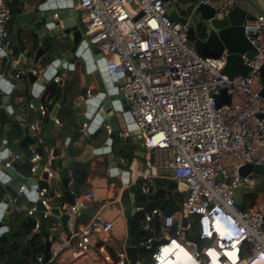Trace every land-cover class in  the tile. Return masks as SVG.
Here are the masks:
<instances>
[{
    "label": "built area",
    "instance_id": "obj_1",
    "mask_svg": "<svg viewBox=\"0 0 264 264\" xmlns=\"http://www.w3.org/2000/svg\"><path fill=\"white\" fill-rule=\"evenodd\" d=\"M238 1L204 0L217 17L227 14ZM173 3V0H73L82 26L83 42L96 46L105 56L106 76H123L119 92L129 104L131 126L143 137L145 166L131 169L127 176V185L134 187L135 198L142 196L138 206L143 208L148 204L152 179L160 177L157 169L186 192L179 209L166 214L155 208L144 212L135 225L143 228L145 235L149 234L143 238L146 249H150L154 239L161 240L148 257L149 264H160L157 255L161 248L176 239H181L194 264H240L241 260L242 264H264V202L254 201L239 208L232 191V187L241 183L254 187L260 179L254 172L241 176L240 167L264 164V95L260 94L263 83L259 72L264 64V16L258 15L254 21L244 24L245 35L254 47L252 57L245 58L250 67L249 75L228 77L222 73L224 53L217 58H202L188 39L190 28H195L199 22L196 1L181 4L175 12ZM188 9L189 13H182ZM172 12L182 20L172 19ZM53 17L58 19V14ZM10 20L7 0H0L1 58L11 54L8 48ZM29 68L33 74H38L33 59ZM80 72L86 73L85 69ZM25 75L22 69L15 76ZM222 89L230 100L217 107L216 98ZM91 95L88 89L78 104L86 103ZM37 110L43 117L47 104H39ZM83 127H87L86 123ZM29 130L31 135H38L35 122ZM106 130L109 134L110 128ZM119 135L128 136L129 131L124 130ZM30 146L31 174L40 167L47 173L48 181L53 179L50 158ZM157 151L164 153V159L155 171L153 158ZM19 159L17 155L8 154L4 165L14 169L13 162ZM23 187L18 194H22ZM107 190L105 185H94L87 196L93 198L94 193ZM47 192V188H41L34 193L35 199L45 208L44 220L53 216L49 211L51 198L59 196L55 192L47 196ZM258 196L264 199V190ZM33 203L28 215L36 212L35 201ZM104 204L113 207L114 218L105 219L103 213L97 212L90 223L80 224L76 222L80 201L75 197L73 204L63 202L61 210L67 216L69 233L64 232V238L51 242L46 261L41 254L32 264H55L57 260L60 264H73L79 259L82 260L80 264H129L124 249L117 251L118 260L114 262L104 248L114 237L115 228H120V240L127 236L119 199H104ZM207 213L226 216L233 231L225 230L228 235L220 234L210 223L205 226L198 223V237L206 239V243L199 246L188 240L187 234L192 230L193 218L201 215L203 220ZM40 225L36 218V231ZM98 242L101 245L97 246ZM234 247H237L239 259L236 263L227 256ZM146 260L142 252L134 264H145Z\"/></svg>",
    "mask_w": 264,
    "mask_h": 264
},
{
    "label": "crops",
    "instance_id": "obj_2",
    "mask_svg": "<svg viewBox=\"0 0 264 264\" xmlns=\"http://www.w3.org/2000/svg\"><path fill=\"white\" fill-rule=\"evenodd\" d=\"M18 1L20 2L19 6L17 9L12 10L11 20L8 24L10 36L9 42L12 45L10 50L17 51L18 55L15 57H13V55L10 56L7 59L8 61L5 66L2 64V58L0 57V80H5V83H0V166H5L4 164L7 161L8 154H10L9 151V153H5L6 150L23 137L25 134V128H29L34 122L38 126L40 124V119L42 124L40 128L38 127V131L35 134H38L40 138L42 151L48 153L49 158H52L51 154L54 148L45 138V129L49 122L48 108L50 104L58 103L60 106L56 111L57 122H55V127L52 129L56 138V146L60 151L57 160L63 157V152L65 150L71 151L72 155L79 153L81 149L77 148V143L81 138L88 139L92 148H103V151L100 150L101 152H97V154H95V159L91 160L88 166L81 165L84 169V177L81 182L75 180L73 176L74 168H71L70 170L68 169L67 171V173L71 175V181L69 184L70 187L74 182H77V187L72 190V192L76 194V200L80 201L82 207L88 211V213L78 214L77 217L79 218V223H90L93 214L97 212L103 213L105 219H112L115 216L113 207L108 204L102 205L103 200L109 198H119V193L123 186L122 180L127 177L125 172H129L131 169L144 168L145 161L143 154L140 150L134 148L133 142L136 140L131 123L128 125L123 123L119 113H116L117 119L119 122L121 121V124L123 123L122 127L129 131V135L120 136L119 133L124 132V130L120 128L117 133V142H114L113 139L110 149L108 148L111 141H109L106 146V149L109 150L108 152L105 151V147L101 143L103 139L105 140L109 136V134H107L106 126L94 128L91 125V121L83 122L84 120L82 121V116L83 114H86V104L98 98L102 93H105L108 86H113V88H115L114 85L117 84V89L119 91V86L123 80V76H106L104 72L105 56L94 45H88V49H85L82 52H69L72 41L70 34L66 35L64 38H60L62 39L63 44L62 47L55 52V59L52 56L50 58L43 57L36 63L39 77L42 76L44 78H48L46 75L48 76L52 72L54 73L52 79L49 80L47 85L49 86L52 82H55L57 85L58 92L53 98H48V96L45 95L47 87L41 86L40 90L36 91L32 88V85L27 79L14 76L10 68L11 65L18 61V57L21 54L24 55V60L28 63V66L33 59V35L36 32V26L38 24H44V19L46 17H50V15L52 17L54 16L50 11V4H47L50 0ZM64 1L69 2V0ZM72 6V8L67 9L68 11L75 12L78 23L80 24L78 12L75 11L74 4ZM173 13L174 12H172L171 17ZM172 19L182 20V17L175 14ZM80 27L82 29L81 24ZM81 42H83V33ZM50 67L51 71L49 70ZM81 69H85L86 73L82 74L80 72ZM55 78L57 79L55 80ZM88 89L92 91L91 97H89L86 103L78 104L79 99L85 96ZM33 92H37V95H33ZM99 99L101 100L102 98L99 97ZM35 100H38L39 104H47L46 114L40 119L37 115L38 110L32 105L36 102ZM111 113V107H108L106 112L102 113V116H107ZM76 116L82 121V129H80V131L75 130L72 123V120L75 119ZM83 123H86V128L83 127ZM15 124L19 125L20 130L15 127ZM127 137L130 140L129 145L125 142ZM5 140L9 141L6 149ZM30 147L31 146L28 145L25 149V154L27 156ZM140 148H143V144ZM2 156H4L3 159ZM163 159L164 153L162 151H157L153 158V167L155 168V171L159 165L158 163H160ZM21 161V159L18 160L16 171L19 174L24 175L26 178L32 177L33 174H31L30 171L21 168ZM157 171L161 178L166 179L164 184V186H166L170 178L158 169ZM61 176V172H54L53 179H50L48 184H53L57 188L55 194L61 196L63 202H66L64 192L60 186ZM94 185H105L108 190L102 193H94V197L90 198L87 194L91 192ZM151 186L152 195L154 196V192L159 187H156L154 182H152ZM0 190L1 203L5 195V192L1 189V185ZM172 192H180L184 200L186 195L185 191L176 187L173 188ZM152 200H149L148 204H154L150 203ZM254 201L264 202V199L261 196H256L253 202ZM247 204H251L250 195L243 197V206ZM33 205L34 203L24 195H22L17 201H14V208L19 213L17 215L10 213L7 217L6 223H3L0 218V236L11 233L18 234V231L23 232L26 222L33 221L38 218H28L27 211ZM143 213L144 212H140L137 218L140 219L143 217ZM59 223L60 222L57 217L51 216L48 220H45L44 225L47 230H54ZM119 231L120 228H115L113 232L114 237H112L109 241L110 244H118L120 241ZM36 234H39V243L43 245L42 254H44L45 237L39 232V230L36 231L35 228L33 229L31 235L20 236L18 234L11 237V241L5 245L4 248H6L10 254L20 256L23 255V253L33 251L30 239ZM224 234L228 235V231H225ZM58 236L59 238H64L65 234L61 231ZM16 243L18 244L17 249L13 247ZM33 253L34 256L31 262L36 259V256L40 255V253L35 251H33ZM81 261L82 260L80 259L74 260L73 264H80ZM55 264H60V260H57Z\"/></svg>",
    "mask_w": 264,
    "mask_h": 264
},
{
    "label": "water",
    "instance_id": "obj_3",
    "mask_svg": "<svg viewBox=\"0 0 264 264\" xmlns=\"http://www.w3.org/2000/svg\"><path fill=\"white\" fill-rule=\"evenodd\" d=\"M191 1H196V17L199 22H202L207 28L206 36L204 38H198L193 41V45L197 54L202 58H217L220 57L222 53H224L225 64L222 69V73L228 77H232L234 75L247 77L250 72V67L245 62V58L250 59L252 57L254 53V47L245 35L244 24L249 21H254L258 15L264 16V0H239L238 4L234 8L221 17H217L215 15V10L210 5L206 4L204 0ZM48 3L50 4V11L52 14H58V19H53V17L50 15V17H46L44 19V24H38L36 26V32L33 35V63L35 64L43 57L49 58L52 56L54 59L56 58L54 55L56 51L53 50L51 52L52 55H50V51L53 48V45L58 47L63 44L62 39H60L63 38L61 37V34L63 33L66 35L70 34L72 37L69 52H82L83 50L88 49V45L84 42H81L82 29L78 23L75 12L68 11L67 9L73 7V0H69V2L64 0H50L47 2V4ZM61 26L64 27V30H61ZM8 48H12L10 42L8 43ZM12 55L15 57L18 55V52L11 51V54L8 57H3L2 64L4 66L7 64V59ZM22 69L26 71V75L19 76L18 78L27 79L32 85V88L36 91L40 90L41 86L47 87L49 80H51L54 75L52 72L50 75H46L48 78H44L42 76L39 77V74H33L30 71L28 63L25 62L23 54L18 57V61L13 64V67H11L10 70L15 76L16 73ZM49 70L51 71V67ZM259 72L263 83V88L260 94L264 95V64L261 66ZM124 76L125 78H128V74L125 73ZM0 83H5V80H0ZM114 87L115 88H113V86H108L106 92L99 96L102 98L101 100L98 97L88 102L85 107L86 114H83L82 116V121H91V125L94 128L100 126H106L110 128L108 138L105 140L103 139L101 142L105 147L104 149L106 152L109 151L106 149L109 141H111V143L108 149H110L113 139L114 142H117V133L119 129L121 128L126 130V128L122 127V124L125 123L128 125L132 122V116L129 110L128 102L118 91L117 84H115ZM33 95L36 96L37 92H33ZM229 100V95L226 94L225 89H222L220 91V95L216 98V105L219 107L223 103H228ZM35 101V104L33 103L32 105L34 108L38 109L39 101ZM59 106L60 105L58 103H52L48 108L49 122L45 129V138L54 148L51 154L52 158H50V169L53 172H61V189L64 192L66 202L73 204L75 202L76 194L73 193L72 190L77 187V182H74L70 187L69 184L71 181V176L67 173L68 169H73V166L76 163L88 166L89 162L95 159V154H97V152H101L100 150L103 151V148H92L88 139L81 138L77 143V148L81 149L79 153L72 155L71 151L65 150L63 152V157L57 160L60 151L56 146V138L52 132V129L55 127L56 111ZM108 107H111L112 113L108 114L107 116H102V113L106 112ZM116 113H119V116L122 118V124L121 121H118ZM37 115L40 119V111H37ZM259 116L262 117V114ZM82 121L79 120L77 116L72 120L75 130L80 131V129H82ZM41 124L42 123L40 119V124L38 125L39 128L41 127ZM24 133L25 134L23 137L16 143L12 144L5 153L10 152L12 156L17 155L22 161H28V156L25 154V149L28 145H32L35 147L37 153L43 155L45 158H48V153L43 152L41 149V145L39 144V136L31 135L29 128H25ZM133 134L136 140L133 142L134 148L140 150L143 154V148H140L143 144V137L136 129H133ZM5 141L6 149L9 141ZM129 141V138L127 137L125 139L126 144L129 145ZM4 156H2V159ZM17 162L18 160H15L12 164L14 169L6 166H0V185L1 189L5 192V195L0 203V218L3 223H6L7 217L10 213L14 215L19 213L14 208V201H17L22 195L28 197L32 202L35 201L36 212L32 215H28V218L38 217L40 220L41 225L39 232L45 237L44 261H46L48 259V251L51 242H58L60 240L58 235L61 231L69 233L65 222L67 216L63 214L61 210L63 200L61 199V196H53L51 198V207L49 211L53 216L59 219L60 223L54 230H47L46 226L44 225L45 220L42 217L45 208L42 206L39 200L35 199L34 193L37 189L47 188V196H50L57 191V188L53 184H48L47 173L43 172L40 167L35 170L32 177L26 178L24 175L19 174L16 171ZM250 172H254L260 177L258 183L254 187H249L243 183L232 187L234 199L239 208L243 207L244 196H258L264 190V164H246L239 168V174L241 176L247 175ZM125 173L126 176H128L129 172ZM152 180L155 186L159 188L163 187L166 182V179L161 177H155ZM127 183L128 181L126 177L122 180L123 186L120 190L118 198L119 204L123 208V215L126 219L125 226L127 236L126 238L121 239L117 246L106 244L104 248L114 262L118 260L117 251L124 249L129 264H134L139 253H142L143 250L146 249L145 245H143L144 237H141L145 235V230L143 228H137L135 225L137 216L140 212H151L155 208L163 210V205L146 204L143 208H140L138 206L139 202L135 198L136 193L134 191V187L132 185L128 186ZM21 186H24L22 194H18ZM153 198V195L149 196V200H152ZM78 211L79 213H88V211L81 205H78ZM76 222H79L78 217L76 218ZM160 242L161 240L154 239L150 244V249H155ZM204 242L206 243V239H204ZM99 245H101V242L97 243V246Z\"/></svg>",
    "mask_w": 264,
    "mask_h": 264
},
{
    "label": "trees",
    "instance_id": "obj_4",
    "mask_svg": "<svg viewBox=\"0 0 264 264\" xmlns=\"http://www.w3.org/2000/svg\"><path fill=\"white\" fill-rule=\"evenodd\" d=\"M191 0H175L177 4L179 3H186ZM10 10H11V16H12V10L17 9L19 6V1L18 0H11L8 2ZM185 13V12H184ZM171 18H174L172 15ZM207 28L206 26L202 23L199 22L195 28H190L189 34H188V39L193 42L195 39L198 38H204L206 36ZM58 92L57 85L55 82H52L49 86L46 88L45 95L48 96V98H53L56 93ZM15 127L20 130L19 125L15 124ZM21 168L27 169V171L30 170V165L28 161H21L20 162ZM74 170H73V176L76 181L81 182L83 177H84V169L82 168L81 164L76 163L74 164ZM177 184L169 180L166 186L157 188L156 191L154 192V198L150 203L154 204H162L163 205V211L166 214H169L181 207L182 201H183V196L180 192L173 193L172 190L173 188H176ZM1 192V190H0ZM256 196H251V204ZM137 201L139 203H142V196H137ZM197 218H193L192 221V230L187 234V239L196 242L199 246H203L205 243L203 240H200L198 238V232H197ZM155 229H158V223L153 224ZM35 228V220L29 221L25 223V229L23 232L18 231L17 233L20 236H26V235H31L33 232V229ZM15 233L11 234H4L0 236V264H32L35 262L31 260L33 259L34 253L38 252L40 255L43 253V245L39 243V234H36L31 237V246L33 247V251H30L28 253H23V255H12L10 254L6 248H4L5 245H7L11 241V237L18 235ZM147 236V235H145ZM141 237H144L141 236ZM140 238V237H139ZM14 248H18V244L13 245ZM145 250V249H144ZM143 250V252H144ZM151 253L154 252L153 249H149ZM142 252V251H140ZM150 253V254H151ZM140 254V253H139ZM149 260L147 257V260L145 261V264H148Z\"/></svg>",
    "mask_w": 264,
    "mask_h": 264
},
{
    "label": "bare ground",
    "instance_id": "obj_5",
    "mask_svg": "<svg viewBox=\"0 0 264 264\" xmlns=\"http://www.w3.org/2000/svg\"><path fill=\"white\" fill-rule=\"evenodd\" d=\"M214 226L220 232V234L225 232V230H228L222 221L218 219L214 221ZM236 250L237 247H234L230 251H226L227 256L230 257L235 263L239 261V259L237 260ZM157 256L159 258L158 261L160 264H194L190 254L187 253L186 248L181 242V239L173 240L171 243L163 246ZM213 261L216 262L215 258H213ZM241 261L240 264L243 263V260Z\"/></svg>",
    "mask_w": 264,
    "mask_h": 264
},
{
    "label": "clouds",
    "instance_id": "obj_6",
    "mask_svg": "<svg viewBox=\"0 0 264 264\" xmlns=\"http://www.w3.org/2000/svg\"><path fill=\"white\" fill-rule=\"evenodd\" d=\"M201 217H202L201 215H196L194 217V218H197L199 226H203V223H204V226L206 225V223H210V226L215 227L214 226V221L218 219V220L222 221V223L225 225V227L228 229V231H233V228H231L232 223L226 216L221 217V216H219V213H217L216 216H212L210 213H207V215L205 216V218L203 220H202ZM198 223H197V226H198ZM215 229H216V227H215Z\"/></svg>",
    "mask_w": 264,
    "mask_h": 264
},
{
    "label": "rangeland",
    "instance_id": "obj_7",
    "mask_svg": "<svg viewBox=\"0 0 264 264\" xmlns=\"http://www.w3.org/2000/svg\"><path fill=\"white\" fill-rule=\"evenodd\" d=\"M9 1H11V0H7V3H8ZM173 1H174V3H173V11H174V12L176 11V9H180V5H181V4H184V3H179V4H177V3L175 2V0H173ZM8 4H9V3H8ZM189 11H190V10L188 9V10H185V11H184L185 13H184V12H182V13L186 15L187 13H189ZM183 14H182V15H183ZM173 16H175V13H173ZM61 46H62V45H60V46L57 47V46H54V45H53V48H52L51 51H50V55H52L51 52H52L53 50H54V51H57L58 49L61 48ZM50 57H51V56H50ZM50 57H49V58H50ZM253 196H256V195H253ZM150 253H151V251H150L149 249H145V250H144V254H145L147 257L150 256ZM148 264H149V263H148Z\"/></svg>",
    "mask_w": 264,
    "mask_h": 264
}]
</instances>
